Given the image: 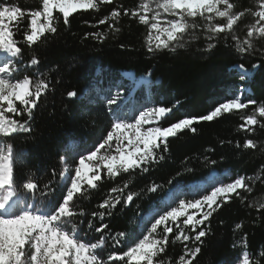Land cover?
I'll list each match as a JSON object with an SVG mask.
<instances>
[{"label":"snow or ice","instance_id":"snow-or-ice-1","mask_svg":"<svg viewBox=\"0 0 264 264\" xmlns=\"http://www.w3.org/2000/svg\"><path fill=\"white\" fill-rule=\"evenodd\" d=\"M113 4L114 0H41L39 9L25 10L13 0H0V264H118L121 261L124 264H195L204 238L210 234L212 216L234 196L246 201L247 197L241 194V190L253 193L252 185L243 175L225 182L224 178L230 175L227 170L210 173L203 178V183L190 181L184 185L192 193L191 198H185L181 185L170 188L166 196L150 206L149 213L140 217L141 238L126 251L108 253L106 258L97 254L105 244L103 235L99 240L85 242L78 235V225L73 221L77 216L73 207L77 197H83L89 189H97L105 177L114 180L121 173L137 169L140 173H147L152 165L165 160L170 137H176L185 130L195 133L198 123L211 122L253 106L251 114L241 117L243 122L239 128L250 134L256 132L257 126L264 129V103L243 99L245 82L250 79L243 63L234 66L240 81L235 96L218 103L207 114L185 116L168 126H161L160 122L178 107L179 101L170 107H143L134 110L133 116L127 118L122 109L124 89L120 84H114L115 93L106 99V109L111 114L109 130L93 150L76 155L74 172L64 180L66 187L59 201L49 205L48 210L42 207L43 201L55 191L56 169L50 170L47 181L27 177L18 183L14 147L8 142L9 138L19 133H31L34 110L41 98L53 90L49 80L26 74L40 63L35 46L46 40L48 35L55 38L61 18L62 23L68 25L69 18L78 11H99L101 6ZM256 7L258 10L254 12L252 8L239 10L231 0H143L134 9L116 5L97 24L107 25L110 32L119 33L121 28L117 25L122 15L135 18L139 24L147 26V51L155 53L185 48L188 43L185 35L200 27L196 23L200 18L208 41L216 40L222 34H231L236 53L252 55L255 53L254 40H264V0H256ZM246 15L254 16L255 22L247 26L245 38L241 39L235 34L236 27ZM25 17L28 24L22 31ZM217 18L224 22L213 23ZM89 37L103 43L108 35L102 32L84 34L85 39ZM197 38L194 34L190 36L191 40ZM120 47L124 48V45ZM214 47L213 43L207 45L209 50ZM26 49L31 52L27 67L23 59ZM129 80L132 81L128 89L129 98L134 89L151 84L144 78L136 80L129 77ZM111 92L112 88H109ZM66 95L78 97L76 90L67 91ZM23 116L27 119L14 118ZM237 147L241 145L237 143ZM242 148L264 152V144H258L251 138L245 139ZM204 160L207 165L217 163L208 156ZM185 171L191 172L192 169L186 168ZM181 174L169 179V185ZM63 175L61 172L60 177ZM160 187L153 183L148 191L155 193ZM127 188V183L123 187H112V195L99 204L104 211L91 212L87 227L92 229L91 218H98L101 223L94 227V231L103 234L109 228L107 223H103L106 215L111 216L118 205L127 207L140 195L130 190L124 195ZM257 210L264 211V203L259 204ZM236 227L242 225L237 224ZM125 236L126 233L117 232L114 239L119 244L120 238ZM177 241L183 245L181 254L174 260L165 257L170 243L174 245ZM235 259L240 264H260L264 260V250L251 256L244 251Z\"/></svg>","mask_w":264,"mask_h":264},{"label":"trees","instance_id":"trees-1","mask_svg":"<svg viewBox=\"0 0 264 264\" xmlns=\"http://www.w3.org/2000/svg\"><path fill=\"white\" fill-rule=\"evenodd\" d=\"M13 2L25 10H37L41 6V0ZM141 2L143 0H114L113 5H103L99 11H78L69 18L68 25H64L61 18L55 38L48 35L46 40L35 46L40 63L26 74L49 80L53 90L41 98L34 110L31 133L16 134L8 142L14 147L18 183L27 177L47 181L50 170L56 169L57 184L55 191L43 201L45 210L63 196L64 180L74 172L76 155L93 150L109 130L105 94L119 82L120 85L132 84L122 76V72L132 71L136 80L144 78L152 82L150 86L145 84L143 88L136 89L133 94L136 105L153 103L170 107L179 101L178 107L160 122L161 126H168L185 116L207 114L218 103L235 96L240 81L234 66L239 63H243L250 73V79L245 82L243 99L264 103V55H261L264 53V40H254V54H237L231 34H222L220 38L208 41L204 22L197 18L196 23L200 27L185 35L188 41L185 48L148 53V28L139 24L137 19L122 15L117 25L121 28L119 33L110 32L107 25L97 24L116 5L134 9ZM231 2L237 4L239 10H258L256 0ZM56 15L59 16L58 13ZM223 22L220 18L213 21ZM253 22L255 17L246 15L238 23L235 34L244 39L247 26ZM27 24L28 18L25 17L22 31ZM91 32L107 33L108 38L103 43L91 37L85 39L84 34ZM192 34L198 38L191 40ZM209 43L216 47L209 50ZM30 55L31 52L26 49L23 57L25 67ZM70 90H76L78 97H67L66 93ZM252 110L253 106H250L211 122L198 123L195 133L185 130L176 137H170L165 160L152 165L147 173H140L137 169L121 173L114 180L105 177L97 189H89L83 197H77L73 203L77 216L73 221L78 225V235L85 242L99 240L103 235L105 244L97 250V254L105 258L108 253H122L141 238L140 217L149 213L150 206L166 196L170 188L181 185V190L187 193L185 197L191 198L184 185L190 181L202 182L213 171L227 170L230 175L224 178L225 181L230 182L243 175L246 182L252 185L253 193L241 190V194L247 197L246 201L242 202L234 196L230 203L212 216L210 234L204 238L195 264H237L239 261L235 258L244 251L251 256L264 250V211L257 210L259 204L264 203V179H259L264 177V152L242 148L246 138L264 144V129L257 126L256 132L250 134L239 128L243 122L241 117L251 114ZM14 118L21 121L27 119L26 116ZM237 143L241 147H237ZM205 156L217 163L207 165ZM60 157L66 159L61 160ZM186 168L192 171L186 172ZM61 172L64 173L62 178ZM177 173L182 174L169 185V179ZM125 183L128 188L124 195L129 190L140 195L127 207L118 205L111 216L106 215L103 223H107L109 228L103 234L94 231V227H99L101 223L98 218H91L94 227L88 228L89 214L104 211L99 204L112 195L110 189L123 187ZM153 183L162 186L155 193L148 191ZM237 224L242 227L237 228ZM117 232L126 233L119 244L114 239ZM182 248L179 241L174 245L170 243L164 256L174 260L181 254ZM260 264H264V260Z\"/></svg>","mask_w":264,"mask_h":264},{"label":"rangeland","instance_id":"rangeland-1","mask_svg":"<svg viewBox=\"0 0 264 264\" xmlns=\"http://www.w3.org/2000/svg\"><path fill=\"white\" fill-rule=\"evenodd\" d=\"M169 18H171V17H169ZM119 84H120V82H119ZM130 85H131L130 83L129 84H125V85L121 84V86L124 89V93H123L124 102L122 103V109H123V114L127 118H131L133 116L134 110H139V109H142L143 107L156 106L153 103H144V104H141V105L140 104L136 105V103L134 101V98H133V95H132L131 98L128 97V89H129ZM115 91H116V88H114V87H112V92L111 93H109V90H107V93L105 94L106 95V99H107V96L109 94H114ZM135 92H136V89L133 90V94ZM106 99H105V103H106ZM113 107H115V106H113ZM110 115L111 114L107 111V117L108 118H110ZM225 182H227V181H225ZM185 194H187V193H185ZM189 195H191V197H192V193H190ZM237 264H240V262H238Z\"/></svg>","mask_w":264,"mask_h":264},{"label":"bare ground","instance_id":"bare-ground-1","mask_svg":"<svg viewBox=\"0 0 264 264\" xmlns=\"http://www.w3.org/2000/svg\"><path fill=\"white\" fill-rule=\"evenodd\" d=\"M126 76H133V73H131V72H126V73H124ZM203 182V181H202Z\"/></svg>","mask_w":264,"mask_h":264}]
</instances>
